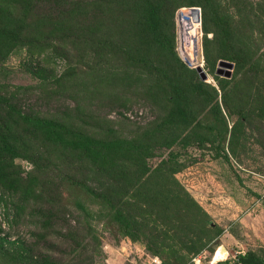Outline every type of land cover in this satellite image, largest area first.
Listing matches in <instances>:
<instances>
[{"label": "rangeland", "instance_id": "obj_1", "mask_svg": "<svg viewBox=\"0 0 264 264\" xmlns=\"http://www.w3.org/2000/svg\"><path fill=\"white\" fill-rule=\"evenodd\" d=\"M204 1L147 0L163 16L162 43L153 50L135 41L130 26L132 5L146 0H83L89 7L80 21L91 15L104 40L82 58L66 40L42 50L0 48V93L21 111L128 143L107 158L121 171L105 176L77 150L42 136L10 140L18 153L4 166L19 190L0 185V264H24L16 255L54 264H236L235 255L264 247V0H215L237 38L231 49L214 33L206 43L199 26L195 63L208 75L201 81L178 64L186 56L181 8H198L201 17ZM244 82L256 94L242 107ZM4 119L0 133L13 131Z\"/></svg>", "mask_w": 264, "mask_h": 264}, {"label": "trees", "instance_id": "obj_2", "mask_svg": "<svg viewBox=\"0 0 264 264\" xmlns=\"http://www.w3.org/2000/svg\"><path fill=\"white\" fill-rule=\"evenodd\" d=\"M214 2L215 0L199 2L202 8L201 32L204 34V40L207 43L209 41L207 34L214 33V38L221 45H226L230 49L234 48L233 42L237 37L231 31L232 20L219 10V6L216 9L213 5ZM64 3H66L65 7H63ZM88 5L83 3V0H0V48L15 43L17 46L36 45L38 50H42L46 46L55 48V42L66 40V43H69L73 49H76V44L81 48V53L77 55L79 58L80 55L82 58L83 53L88 50L98 52L104 39H98L96 19L91 20L93 17L90 15L88 24L89 19L80 21V17L83 16L82 9L85 10ZM159 7V5L149 3L147 0L144 4L135 2L131 7V11L134 13L133 20L130 22L132 36L138 44L150 50L162 43L163 16L158 11ZM108 44L111 46L110 53L118 51L117 43L108 40ZM58 54L62 55L63 53L58 51ZM133 57L134 54L131 55V59ZM179 60L178 67L181 70L186 68L192 71L193 75L199 77L195 68L189 67L180 57ZM246 61L250 66L254 64L252 63V52H248ZM255 88L253 85L250 87L247 82L242 83L241 89L238 91L240 94L238 101L242 107L246 106L247 96ZM252 93L256 94L255 92ZM6 96L0 93V117L5 118L4 121L10 120L14 126L13 131L0 133V185H4L7 190H19V179L14 176L12 171L6 170L4 166L5 162L12 158L15 153H18L17 146L19 145L11 143L10 140L17 139L23 142L25 136L29 138L33 136L34 140L38 136H42L45 142L54 147L75 149L91 159L93 167L102 170L105 176H109L113 170L115 172L121 171L119 166L114 167L113 162L107 161V158L112 152L123 151L128 145L126 140L103 141L86 133L81 132L82 134H80L78 126L74 123L30 115L21 111L16 102L11 101ZM252 100L249 106L251 111H255L257 97L252 98ZM225 106L227 107V105ZM238 108L241 109L239 104ZM262 108L264 109V105ZM215 112L219 113V116L225 121L218 103L215 104ZM170 118L178 119L180 113H172ZM193 118L188 126L192 125L195 120V117ZM244 118L246 117L241 119ZM227 126L226 122L223 123L225 132H228ZM238 127L241 128L240 123H238ZM236 129L237 126L230 129V138L233 135V130ZM27 194L28 192L24 193L22 197L24 198ZM0 200L4 201L2 196H0ZM24 209L25 205L21 203L17 207L16 213L20 214ZM236 259L239 264H264V247L248 248L244 253H239ZM14 261H24V264H54L48 259H35L33 256L28 258V255H16Z\"/></svg>", "mask_w": 264, "mask_h": 264}, {"label": "bare ground", "instance_id": "obj_3", "mask_svg": "<svg viewBox=\"0 0 264 264\" xmlns=\"http://www.w3.org/2000/svg\"><path fill=\"white\" fill-rule=\"evenodd\" d=\"M181 31L182 51L190 59L197 60L195 49H197L196 38L199 35V26L192 15H186L184 17Z\"/></svg>", "mask_w": 264, "mask_h": 264}, {"label": "water", "instance_id": "obj_4", "mask_svg": "<svg viewBox=\"0 0 264 264\" xmlns=\"http://www.w3.org/2000/svg\"><path fill=\"white\" fill-rule=\"evenodd\" d=\"M193 10H195L197 20H201L199 9L196 8V9H193ZM196 53H197V49H195V54ZM221 65H227L228 67H232V63H227V62H223V63H221ZM195 70L197 71V73H198V75H199L201 80L207 81L208 75H207L205 70L200 65H197L195 67ZM216 74L229 78V77H231V70L225 69L224 67L223 68L222 67H217Z\"/></svg>", "mask_w": 264, "mask_h": 264}, {"label": "built area", "instance_id": "obj_5", "mask_svg": "<svg viewBox=\"0 0 264 264\" xmlns=\"http://www.w3.org/2000/svg\"><path fill=\"white\" fill-rule=\"evenodd\" d=\"M193 9H196L194 7H190V8H181V11H180V16H181V27H182V24H183V19L186 15H192L196 21V23H198V26H200L201 28V20H197L196 18V13H195V10ZM198 9V8H197ZM182 43V42H181ZM197 54V53H196ZM182 60L189 66V67H192V68H195L197 65H200L202 68H203V65L202 64H196V60H193V59H190L187 55L184 56V58H182Z\"/></svg>", "mask_w": 264, "mask_h": 264}, {"label": "crops", "instance_id": "obj_6", "mask_svg": "<svg viewBox=\"0 0 264 264\" xmlns=\"http://www.w3.org/2000/svg\"><path fill=\"white\" fill-rule=\"evenodd\" d=\"M237 255H238V254H237ZM237 255H235L234 262H235L236 264H239L238 261H237V259H236V256H237Z\"/></svg>", "mask_w": 264, "mask_h": 264}]
</instances>
